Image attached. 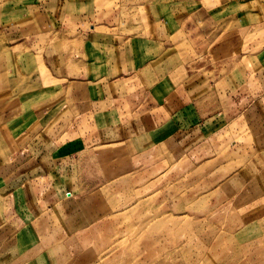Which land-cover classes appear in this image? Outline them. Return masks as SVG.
I'll return each instance as SVG.
<instances>
[{
	"label": "crops",
	"instance_id": "obj_1",
	"mask_svg": "<svg viewBox=\"0 0 264 264\" xmlns=\"http://www.w3.org/2000/svg\"><path fill=\"white\" fill-rule=\"evenodd\" d=\"M91 1L0 0V264L43 263L104 219V186L126 178L117 189L139 190L174 152L211 164L221 200L251 212L254 264H264V33L244 41L257 69L239 85L171 83L161 65L170 29L156 7L154 26L113 35L102 30L119 26L78 25ZM74 43L80 74L66 82L63 46ZM92 47L102 52L95 67Z\"/></svg>",
	"mask_w": 264,
	"mask_h": 264
},
{
	"label": "rangeland",
	"instance_id": "obj_2",
	"mask_svg": "<svg viewBox=\"0 0 264 264\" xmlns=\"http://www.w3.org/2000/svg\"><path fill=\"white\" fill-rule=\"evenodd\" d=\"M216 3L217 7L209 10L205 6H211L206 0H92L86 9H78L76 20L80 26H119L120 33L116 29L102 31L128 36L138 32L140 24L151 22L154 26L152 9L156 7L159 11L156 22L160 24L161 19L170 29L163 56L165 64L161 65L170 71L171 83L187 78L197 81L201 77L205 82L217 81L221 89H228L235 82L239 85L245 71L257 69L244 57L247 54L244 41L264 33L254 30L264 25V0ZM134 27L137 28L128 29ZM249 29L252 30L246 31ZM43 47L38 49L34 44L30 49L35 53ZM63 49L67 57L63 66L67 82L74 80L71 76L75 72L79 76L81 57L77 43ZM92 51L95 67L102 52L97 47H92ZM169 159V170L139 190L117 189L126 178L104 186L107 206L104 219L89 231L78 232L76 239L45 253V261L40 264H254L259 261L260 256L254 254V240L250 239V233L255 231L251 212L244 206L221 200L223 194L216 188L215 180L219 176L210 174L211 164L195 167L189 158L177 152ZM33 177L35 174L29 179ZM64 195L72 198L70 190ZM96 213L100 215L101 211ZM0 233L8 236L3 229ZM5 242L3 237L0 250Z\"/></svg>",
	"mask_w": 264,
	"mask_h": 264
}]
</instances>
